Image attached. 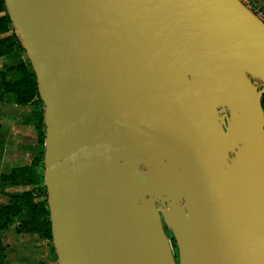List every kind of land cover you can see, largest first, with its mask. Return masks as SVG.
<instances>
[{"label": "water", "instance_id": "water-1", "mask_svg": "<svg viewBox=\"0 0 264 264\" xmlns=\"http://www.w3.org/2000/svg\"><path fill=\"white\" fill-rule=\"evenodd\" d=\"M5 4L44 104L58 263L177 264L165 197L178 264H264V22L240 0Z\"/></svg>", "mask_w": 264, "mask_h": 264}, {"label": "rangeland", "instance_id": "rangeland-1", "mask_svg": "<svg viewBox=\"0 0 264 264\" xmlns=\"http://www.w3.org/2000/svg\"><path fill=\"white\" fill-rule=\"evenodd\" d=\"M6 14L7 8H0V18ZM7 37L10 41L0 46V70L10 68L5 81L20 94H25L32 73L30 61L13 25L1 23L0 43ZM42 116L44 104L38 96L20 100L13 94H6L0 102V195L10 196L11 206L20 210L15 218L9 216L14 223L0 231L2 264H59L53 241L47 240L32 214L29 206L32 200L23 195L34 194L37 204L46 201L44 197H37L36 184L45 173L43 162L37 161L45 150ZM1 217V222H5L6 215L0 211Z\"/></svg>", "mask_w": 264, "mask_h": 264}, {"label": "trees", "instance_id": "trees-1", "mask_svg": "<svg viewBox=\"0 0 264 264\" xmlns=\"http://www.w3.org/2000/svg\"><path fill=\"white\" fill-rule=\"evenodd\" d=\"M0 8L2 10H4V9L6 10L5 0H0ZM1 23L7 24V26L12 24L8 14H6V16L0 18V24ZM10 39L11 38H8V37L4 38V40H2V42L0 43V46H4L5 44H7L10 41ZM22 50L26 53L24 48H22ZM30 68L32 70V73H31V75L29 74L30 80H28V82L26 83V85L28 87V91L25 94H20L19 92H17V90H15L14 88L11 87L10 83H7L5 81L6 75H7L8 71H10V68L0 70V79H1V82H0V102L3 101L4 96L6 94H13L20 100H28L34 96H38L39 98H41L40 94H39L37 79H36L34 70H33L32 66H30ZM41 118H42L44 129L46 130V126L44 123V117L42 116ZM44 153H45V150L42 152V155L39 157V159H37L38 162H43V164H44ZM36 184L38 185L37 197H44L46 199L45 203L37 204L34 200L35 199V197L33 196L34 194H32V193L28 192V193H25L23 195L26 196L28 199L32 200V202L29 203V206L32 210V214L35 215L34 218L37 220L38 224H40L41 229L44 233V236L47 238V240L52 242L53 241V239H52V228H51L52 225H51V220H50V211H49L48 202H47L48 195H47V189L45 187L44 177H41L38 180V182H36ZM23 195H21V197H23ZM8 197H10V196H8ZM11 203H12V200H11ZM0 211L4 212V215H6V221L5 222H1L2 217L0 218V231H5L8 229L9 225L14 223V221L12 219L15 218L16 215L20 214L19 213L20 210L18 208L14 209V207H12L10 204L9 206H6V207H3L2 209H0ZM9 216L12 217V219H9ZM57 261H58V258H57Z\"/></svg>", "mask_w": 264, "mask_h": 264}, {"label": "flooded vegetation", "instance_id": "flooded-vegetation-1", "mask_svg": "<svg viewBox=\"0 0 264 264\" xmlns=\"http://www.w3.org/2000/svg\"><path fill=\"white\" fill-rule=\"evenodd\" d=\"M264 100V99H263ZM264 106V104H263ZM220 112V110H219ZM219 115H221L219 113ZM222 116V115H221ZM162 151H149L147 152L146 154H144V156L142 157L145 161H148V162H152L153 164H156L158 163L159 161L162 160H167V158L165 157H161V158H158L156 157L157 155L161 154ZM143 171H146V169L144 168V166L141 167ZM156 207L161 215V220H162V224H163V229H164V232L165 234L167 235L168 239H169V242L172 246V249H173V253L175 255V260H176V263L178 264V249H177V246H176V242H175V239H174V236L171 232V230L168 228V226H166V224L164 223V217L162 215V209L163 208H167L168 207V202L165 200V197H163V199H157L156 200Z\"/></svg>", "mask_w": 264, "mask_h": 264}, {"label": "crops", "instance_id": "crops-1", "mask_svg": "<svg viewBox=\"0 0 264 264\" xmlns=\"http://www.w3.org/2000/svg\"><path fill=\"white\" fill-rule=\"evenodd\" d=\"M244 1L256 4L257 6L262 8L264 12V0H244ZM244 1L241 0V2H244ZM16 105H18V103H16ZM1 197H2V200L0 199V209H2L3 207L9 206L11 204V199L9 197L5 195H2ZM0 259H1V255H0ZM0 264H2V261H0Z\"/></svg>", "mask_w": 264, "mask_h": 264}, {"label": "built area", "instance_id": "built-area-1", "mask_svg": "<svg viewBox=\"0 0 264 264\" xmlns=\"http://www.w3.org/2000/svg\"><path fill=\"white\" fill-rule=\"evenodd\" d=\"M241 1V0H240ZM244 1V0H243ZM257 18H259L262 22H264V12L262 8L257 6L256 4L249 2H242Z\"/></svg>", "mask_w": 264, "mask_h": 264}]
</instances>
